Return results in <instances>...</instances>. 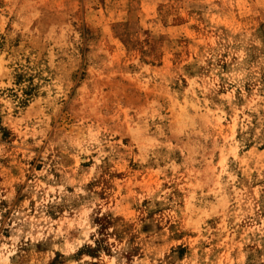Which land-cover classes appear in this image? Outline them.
<instances>
[{"label": "rangeland", "instance_id": "1", "mask_svg": "<svg viewBox=\"0 0 264 264\" xmlns=\"http://www.w3.org/2000/svg\"><path fill=\"white\" fill-rule=\"evenodd\" d=\"M0 264H264V0H0Z\"/></svg>", "mask_w": 264, "mask_h": 264}]
</instances>
